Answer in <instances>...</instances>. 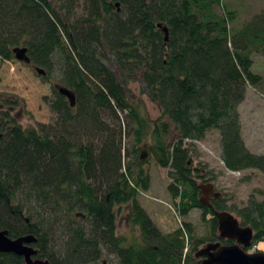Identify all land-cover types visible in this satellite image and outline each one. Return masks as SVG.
I'll list each match as a JSON object with an SVG mask.
<instances>
[{
  "label": "trees",
  "instance_id": "16d2710c",
  "mask_svg": "<svg viewBox=\"0 0 264 264\" xmlns=\"http://www.w3.org/2000/svg\"><path fill=\"white\" fill-rule=\"evenodd\" d=\"M23 1L20 11L43 10L23 34L31 63L50 71L58 65L76 102L70 107L54 90V122L24 129L12 113L19 102L2 96L0 230L11 239L34 236L36 258L49 264H92L104 249L120 264H200V246H229L218 236L214 213L199 203L198 180L205 176L190 167L194 144L186 140L217 131L226 170L264 174V154L245 146L238 113L247 85L261 81L250 55L264 46V19L235 31L229 25L236 12L221 0ZM10 2L0 0V23ZM158 24L167 27L168 42ZM109 56L118 73L105 64ZM130 83L141 85L159 118L129 100ZM130 133L134 145L126 157L134 160L125 165L123 140ZM142 145L169 169L168 190L179 214L198 208L211 215L209 237L187 238L186 223L163 234L140 205L139 194L150 186ZM124 206L139 233V242L127 245L117 234ZM212 206L227 210L222 199ZM235 211L240 226L253 231L249 250L264 244V199L251 196ZM20 261L0 254V264Z\"/></svg>",
  "mask_w": 264,
  "mask_h": 264
},
{
  "label": "rangeland",
  "instance_id": "374dc122",
  "mask_svg": "<svg viewBox=\"0 0 264 264\" xmlns=\"http://www.w3.org/2000/svg\"><path fill=\"white\" fill-rule=\"evenodd\" d=\"M23 0H11L4 19L0 23V104L2 96L15 98L18 106L12 110L18 118L19 124L24 128H34L38 123L52 124L55 114L52 112L49 102L54 99L53 91L57 85L63 86L60 78L59 67L55 70H47L40 65L25 64L18 61L12 50L24 47V33L30 32L38 21L42 9L32 11H20ZM228 11H235V19L230 27L238 31L249 22L264 19V0H221ZM118 10V8H116ZM221 14V10H218ZM110 57V56H109ZM253 60L252 72L257 73L261 81L255 85H247L243 101L238 106L241 123V135L245 146L255 154H264V46L250 55ZM112 56L105 62L113 71L117 72L112 62ZM55 67V65H54ZM36 68L45 71V75H39ZM128 98L131 102L141 101L143 111L152 120L160 117V111L155 103L151 102L142 93L139 83L128 85ZM123 155L124 163H133V158L126 157V152L134 145L133 135L124 136ZM144 146V145H142ZM141 146V147H142ZM194 152L190 159L191 168L201 172L204 179L198 180L200 189H208L213 186L221 194L226 211L239 220L236 209L246 205L248 199L253 196L261 201L264 199V174L257 170L231 172L225 169L220 158V137L217 131H210L205 139L194 144ZM144 169L149 173L150 186L146 192L139 194L138 202L149 214L153 222L163 234H171L184 223L189 225L190 233L184 228L187 238H207L210 236L209 219L211 215L204 216L203 210L192 209L188 215L182 217L178 206L173 200L168 187L171 180L167 177L169 169L160 167L149 152ZM260 192V193H259ZM199 199H201L199 197ZM128 208L124 206L122 212H118V231L126 245L130 242H139V233L136 227L130 226ZM83 224V223H82ZM219 236V231L217 232ZM186 236H184L186 238ZM202 245L198 250L204 248ZM189 251V245L186 244ZM184 251V253L187 252ZM258 247L247 253L256 252ZM92 264H120L116 255L103 250L101 258Z\"/></svg>",
  "mask_w": 264,
  "mask_h": 264
},
{
  "label": "water",
  "instance_id": "95a60500",
  "mask_svg": "<svg viewBox=\"0 0 264 264\" xmlns=\"http://www.w3.org/2000/svg\"><path fill=\"white\" fill-rule=\"evenodd\" d=\"M119 7V3L116 4ZM159 29L164 33V40L168 42L169 31L166 26L158 24ZM15 58L25 64H31L28 56V50L25 47H17L12 50ZM39 75H45V71L36 68ZM56 91L64 96L70 107L75 106V93L61 85L55 87ZM140 161H146L149 157L148 148L146 146L139 147ZM211 185L208 190L211 192ZM221 194L215 193V198ZM199 199L201 206L211 208L210 203ZM214 216L219 222V238L233 239L236 245L222 246L220 242L209 243L204 248L196 253V257L200 258V264H264V252L247 253L253 241V231L250 227H241L240 222L228 212H214ZM36 242V238L32 235L22 236L16 239L8 237L7 231L0 230V254H11L16 257H21L24 264H49L47 260L33 258L37 255L31 245Z\"/></svg>",
  "mask_w": 264,
  "mask_h": 264
},
{
  "label": "flooded vegetation",
  "instance_id": "af4514ba",
  "mask_svg": "<svg viewBox=\"0 0 264 264\" xmlns=\"http://www.w3.org/2000/svg\"><path fill=\"white\" fill-rule=\"evenodd\" d=\"M212 188V190H211V192L208 190V189H200V198L202 199V200H205L204 198H206L207 199V201L206 202H208V203H210V205L212 206V203L213 202H215V201H217V200H221L222 198H221V196L220 197H218V198H215V193H218L216 190H215V188L213 187V186H211ZM208 208V207H207ZM212 213H214V212H227V211H216L214 208H213V206L211 207V208H208ZM218 224H219V222H218ZM218 228H219V225H218ZM243 228V227H242ZM219 231V230H218ZM226 240H230L231 241V244L229 245V246H233V245H236V242H235V240H233V239H226ZM221 244V243H220ZM222 245V244H221ZM33 248H34V245H31ZM223 246V245H222ZM18 258H20V263H17V264H24V260H23V258H21V257H18ZM34 260H36V259H38V258H36V256L33 258ZM15 264V263H14Z\"/></svg>",
  "mask_w": 264,
  "mask_h": 264
},
{
  "label": "bare ground",
  "instance_id": "6f19581e",
  "mask_svg": "<svg viewBox=\"0 0 264 264\" xmlns=\"http://www.w3.org/2000/svg\"><path fill=\"white\" fill-rule=\"evenodd\" d=\"M257 247H258V249L260 251H263L264 252V244L263 243H260Z\"/></svg>",
  "mask_w": 264,
  "mask_h": 264
},
{
  "label": "built area",
  "instance_id": "2783aa9c",
  "mask_svg": "<svg viewBox=\"0 0 264 264\" xmlns=\"http://www.w3.org/2000/svg\"><path fill=\"white\" fill-rule=\"evenodd\" d=\"M187 143H193V144H198L199 141H191V140H186Z\"/></svg>",
  "mask_w": 264,
  "mask_h": 264
}]
</instances>
